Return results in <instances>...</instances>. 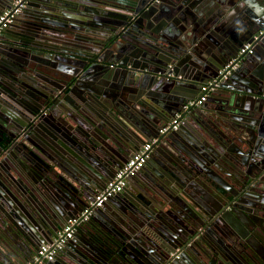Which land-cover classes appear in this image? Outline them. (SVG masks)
Segmentation results:
<instances>
[{
  "label": "water",
  "instance_id": "water-1",
  "mask_svg": "<svg viewBox=\"0 0 264 264\" xmlns=\"http://www.w3.org/2000/svg\"><path fill=\"white\" fill-rule=\"evenodd\" d=\"M263 27L264 0H26L0 34V166L21 148L0 174V264L51 242L152 139L43 264H264V36L206 99L221 105L182 111Z\"/></svg>",
  "mask_w": 264,
  "mask_h": 264
},
{
  "label": "built area",
  "instance_id": "built-area-1",
  "mask_svg": "<svg viewBox=\"0 0 264 264\" xmlns=\"http://www.w3.org/2000/svg\"><path fill=\"white\" fill-rule=\"evenodd\" d=\"M25 2L26 0H13L11 7L1 11L0 34L3 29L7 28L11 24L17 13L22 10ZM262 36H264V27L254 35L253 42H247L243 44L238 50L236 57L232 58L223 65V67L218 72V77H215L211 81L202 84L196 99L186 103L183 106V109L186 110L200 106L204 101H206L211 91L214 90L219 82L222 79L227 78L228 75L239 66L240 62L245 56L253 53L254 41ZM181 116V113H176L172 121L165 127H162L159 131L164 132L168 128L176 129ZM155 140L156 139H152L143 143L139 149L126 161V163H124L114 172L112 178L106 181L104 187L96 191L93 198L87 202L82 210L75 217L69 219L66 225H64V227H62V229L52 237L51 242L41 244L32 254V256L23 264H43L45 262L52 261L55 258L57 252L62 248L63 244L76 232L77 228L83 223H86L91 218L94 211L101 207L103 203L108 200V198L121 192L127 180L130 177L136 175V173L142 168L150 156V151Z\"/></svg>",
  "mask_w": 264,
  "mask_h": 264
},
{
  "label": "flooded vegetation",
  "instance_id": "flooded-vegetation-1",
  "mask_svg": "<svg viewBox=\"0 0 264 264\" xmlns=\"http://www.w3.org/2000/svg\"><path fill=\"white\" fill-rule=\"evenodd\" d=\"M20 149L21 148H19L18 146L12 147V150L9 151V156H8V158L10 160L7 158L3 159L2 164L0 166V174L1 175L5 176L7 171H8V173H11V174L16 173L15 171L18 170L16 157H17V154L20 153V151H21ZM145 167H147V161L144 163V165L142 166L141 169H143ZM1 175H0V178L3 179V177H1ZM0 181L3 183V180H0ZM123 190H124V188H123ZM2 194H3V197L11 198V196H9L8 193L5 191H2Z\"/></svg>",
  "mask_w": 264,
  "mask_h": 264
},
{
  "label": "crops",
  "instance_id": "crops-1",
  "mask_svg": "<svg viewBox=\"0 0 264 264\" xmlns=\"http://www.w3.org/2000/svg\"><path fill=\"white\" fill-rule=\"evenodd\" d=\"M249 1H252L253 3H260V2H262L263 0H249ZM244 2V1H243ZM36 9H40L39 7H35ZM245 43H247V42H245ZM245 43H243V44H245ZM257 59V58H256ZM259 62H261V60H259V59H257L255 62H253L254 64L256 63V64H258ZM243 80V79H242ZM238 82H240V80H238V81H236V83H238ZM235 84L234 83H232V84H230V86H234ZM228 91H231L230 89H228ZM198 96V95H197ZM197 96H195V99H196V97ZM218 96H222L221 94L220 95H218ZM204 104H206V106L204 105ZM216 105H221L220 103H215V102H206V101H204L200 106H197V107H200L201 108V110H202V112L203 113H207V112H211L213 109H214V107L216 106ZM182 110L183 111H185V112H187V111H189V109H186V110H184L183 109V107H182ZM176 113H181V115H182V112L181 111H179V112H176ZM175 113V114H176ZM175 116V115H174ZM182 117V116H181ZM87 126V125H86ZM149 141V140H148ZM147 142V141H146ZM141 146V145H140ZM127 183V182H126ZM133 189L135 190V186L133 187ZM123 191V190H122ZM9 198V197H8ZM18 200L20 199V197H16ZM11 201H13L11 198H9ZM20 201V200H19ZM22 201V200H21ZM14 206H16V207H18L19 208V206H18V203H17V201H14ZM64 227V226H63ZM32 255H30V257H31ZM29 257V258H30ZM27 260V259H26ZM26 260H24V262L26 261ZM23 262V263H24Z\"/></svg>",
  "mask_w": 264,
  "mask_h": 264
}]
</instances>
